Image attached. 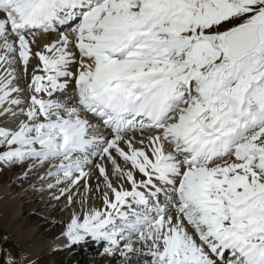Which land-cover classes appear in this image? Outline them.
<instances>
[{
	"label": "snow or ice",
	"instance_id": "1",
	"mask_svg": "<svg viewBox=\"0 0 264 264\" xmlns=\"http://www.w3.org/2000/svg\"><path fill=\"white\" fill-rule=\"evenodd\" d=\"M37 32L58 39L33 51ZM0 49V115L25 117L0 126V161L47 165L69 204L86 168L102 178L103 210L73 213L66 247L264 264V0H0ZM30 56L43 75L26 103L13 64Z\"/></svg>",
	"mask_w": 264,
	"mask_h": 264
},
{
	"label": "bare ground",
	"instance_id": "2",
	"mask_svg": "<svg viewBox=\"0 0 264 264\" xmlns=\"http://www.w3.org/2000/svg\"><path fill=\"white\" fill-rule=\"evenodd\" d=\"M62 30H64V29H61V31ZM42 34L45 35L44 44L51 43L55 38H56L55 40L58 39V36H57L58 33H56V32L42 33ZM53 35H55V38H52ZM37 41H39V40H38V38L36 36V43H37ZM36 43L34 45H32L33 51L41 50L42 49L41 45L39 46ZM0 54H2V51H1ZM77 56H78V53H77ZM31 57L32 56H30V58ZM38 64H39V61L36 58L34 66L28 65L27 73H25V71H23L19 67L20 64L18 62V59H17V61L14 64L15 65L14 66L15 67V74H16V77H17L15 83L18 85L19 88H21L23 90L21 93H19V96H20L21 99L26 100V103L30 102L28 100V98L30 97L31 92H30V90L28 88V85L31 82L32 75L34 73L36 75H43L42 72L35 71L37 69ZM77 68H78V64H74V65L71 66L70 70L73 71V72H76ZM2 69H4V68H2ZM4 75H6V72L4 73ZM74 88H75V81L72 80V79H69V81H68V90H69V92H71V90L74 89ZM12 95H13V97H15L17 94L13 93ZM12 109H13L14 112L17 113V115L16 116H12L11 114L0 115V126H5V127L9 128L8 120L15 119L17 117H20L21 120L25 119L24 116L19 114V108H17L16 106H12ZM0 112H3V108L2 107H0ZM10 128L11 129H15L16 127L12 126ZM101 131H106V130H104L102 128ZM148 134L149 133H145V135H148ZM139 135H140V133L137 132V136H139ZM165 147H166V150H169V151L171 150V148L168 145H166ZM30 163L31 162L27 163L26 165H23L21 170H19V168H12L11 173H13V171H14V173H16L15 176L11 177V178H13L12 181H11V184L13 186H15V184H21L22 183L20 181L21 179H26V178H29L30 176H34V175H36V176H35V178L32 181L25 182L29 186L30 190L31 189L35 190V189H39V188H44V187H47L49 184H53V185L56 184V180H55L54 177H48L46 175L48 166L44 167L43 169H40L37 172L35 170L38 167L33 168L32 170H29V164ZM97 163H105L107 165L109 173H111L112 167H111L110 162L97 160ZM120 163L123 166V161H120ZM85 170L91 172V176H90V178L88 180V187L86 189L85 188V182L83 180H81L79 185H77V186H75V187H73L71 189V192H72V195H73V199H74L73 203H75V205H76L75 208H78V209L76 211L73 210V209L72 210L70 209L71 210V214L68 213V215H65L66 218L64 217V221L62 223L64 225H67V223L70 222V218H71L73 213H76V214L79 215L82 211H87V210L92 209V208H97V209L103 210V200H102L101 190H104V186H103L102 178H98L99 174H98V171L95 169L94 166H89ZM95 170H96V174L93 177V174H94ZM19 171H22L23 174L22 175H18L17 173ZM42 176L44 177V179H41ZM136 178H137V180L143 179V177L138 172L136 174ZM112 179H113L114 184L118 182L115 177H112ZM42 180H44L45 182H41ZM119 183H123L125 188H129L130 189V185H128L126 182L119 181ZM98 184L100 185V190H97V185ZM67 186L68 185L66 183L60 184V185H56L55 187L49 189V191H47L42 196L43 197H52V196H54L53 197L54 199H55V197L60 196V197L63 198L64 206H66L67 204H68L67 206H70L71 204L68 203L67 193H65V195H63V196L60 195V189L64 188V187H67ZM10 188H12V187H8V189H6V190H8V192H10ZM1 195H4V194H1ZM17 198H19V200H20V195H18ZM17 198L10 199L8 201V203H6L7 208L4 209V210H8V212H7L8 214L12 215L11 220H14L17 217V215L20 214L19 213L20 207L19 206L15 207V204L17 203V200H16ZM82 198H83V208H82V203H81L82 202ZM73 208H74V206H73ZM23 211L27 212L28 208L23 207ZM0 217H1V215H0ZM23 229H24L23 233L27 234L24 245L20 244V242L18 240L19 238H15V241L18 244H20V245H22L24 247L31 246V249H29V252H30L29 254L30 255L27 256V258L29 260L34 261L35 264H43L45 262V260L47 259V257L51 256L52 258H54L53 259L54 261L53 262H48L47 264H60L61 258H59V256L56 255V250H60V249L62 250L64 248H67L65 246L67 244V241H66V238L63 235L57 240L55 238L49 244V241H51L50 237L53 235V233L49 229V226L41 227V226H37V225L36 226L35 225L32 226L31 224H26V225L24 224V228ZM57 232H59V231H57ZM57 232H56V234H57ZM88 244H90L93 248L95 247V248L102 249L99 246H97L94 242L89 241ZM32 246L33 247L34 246H38V247H34V248H37L34 251V248L32 249ZM25 251H27V249ZM117 255H118V253L115 254V255H107L106 256V259H107L106 261L110 262L111 264H115V263H112V262L115 261V260L118 261ZM102 257H104V256L102 255ZM65 264H69V262H66ZM97 264H99V263H97Z\"/></svg>",
	"mask_w": 264,
	"mask_h": 264
},
{
	"label": "rangeland",
	"instance_id": "3",
	"mask_svg": "<svg viewBox=\"0 0 264 264\" xmlns=\"http://www.w3.org/2000/svg\"><path fill=\"white\" fill-rule=\"evenodd\" d=\"M36 36L39 40L37 41L36 44L39 46L41 45V48L43 49V46L45 45L44 44L45 35L38 34ZM14 64H13V67L15 66ZM19 64H20L19 67L24 71V68H22L23 64L20 62ZM3 70L4 69L0 67V72H1L0 76H4L5 70L4 71ZM20 120H21L20 117L8 120L9 128L12 126L17 127ZM29 162H24V163H19V162L7 163L3 161L0 162V215H1L0 217L1 218L0 219V249L6 250L7 252L12 253L13 256L17 260L20 257H27L28 255H30L29 249H31V246L24 247L20 245V244L24 245L26 235H27L23 233L24 224L25 225L31 224L32 226L37 225L41 227L49 226L50 231L53 233V235L50 237V240H51L49 241V244H50L52 240H54L55 238L57 240L62 236V233L64 232L65 227H66V225L62 224L64 221L65 215H68V213L71 214L72 209L75 211L78 209V208H75L76 207L75 203H72L70 206H67L68 204L64 206L62 197H60L59 199H56V198L54 199L53 198L54 196L43 197L42 195L45 194L47 191H49L48 186L44 187L45 189L39 188L35 190L33 189L30 190L29 186L25 182L32 181L36 175L30 176L29 178H26V179H21L20 180L22 182L21 184H15V186H13L11 184V181L13 178L11 177L15 176L16 173H14V171L13 173H11L12 168H19V170H21L22 166L26 165ZM46 166L47 165L43 167L38 166V168H36L35 171L38 172L40 169H43ZM17 174L22 175L23 172L19 171ZM95 174H96V170L93 174V177L95 176ZM41 182H45V181L42 180ZM8 187H12L10 188V192L6 190L8 189ZM1 194H4V195H1ZM18 195H20V200L19 198H17ZM12 198H17L16 199L17 203L15 204V207H18V206L20 207L19 209L20 214L17 215V217L14 220H11L12 215L7 213L8 210H4L5 208H7L6 203H8V201ZM23 207L28 208V211L24 212ZM15 238H19L18 240L20 244H18L15 241ZM34 247H38V246H34ZM34 247L32 246V249ZM24 249L25 250L27 249V251H25ZM35 249L37 248H34V251ZM56 255L59 256V258H61L60 264H65L66 262H69V264H97V263L111 264L110 262L106 261L107 255L103 254V249H99L95 247L93 248L88 243L77 245V246H72V247H67L62 250L61 249L56 250ZM102 255L104 257H102ZM53 259L54 258H52L51 256H48L43 264H47L48 262H53L54 261ZM117 259H119V255H117ZM2 260H3V256L2 254H0V262H2ZM115 262L116 260L113 261L112 263H115Z\"/></svg>",
	"mask_w": 264,
	"mask_h": 264
}]
</instances>
